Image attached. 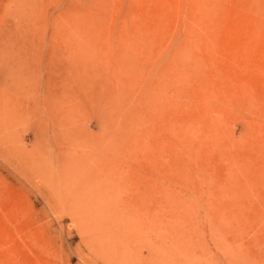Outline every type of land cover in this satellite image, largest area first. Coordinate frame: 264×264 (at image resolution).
<instances>
[{"label": "rangeland", "instance_id": "obj_1", "mask_svg": "<svg viewBox=\"0 0 264 264\" xmlns=\"http://www.w3.org/2000/svg\"><path fill=\"white\" fill-rule=\"evenodd\" d=\"M169 263L264 264V0H0V264Z\"/></svg>", "mask_w": 264, "mask_h": 264}, {"label": "bare ground", "instance_id": "obj_2", "mask_svg": "<svg viewBox=\"0 0 264 264\" xmlns=\"http://www.w3.org/2000/svg\"><path fill=\"white\" fill-rule=\"evenodd\" d=\"M99 156H100V155H99ZM99 158L101 159L102 157H99ZM39 168H40V167H39ZM116 168H117V167H116ZM107 170H108V169H107ZM61 172H62V170H61ZM61 172H60V173H61ZM77 173H78V172H77ZM113 174H114V173H113ZM111 175H112V174H111ZM120 176H121V175H120ZM144 176H145V175H144ZM145 177H147V176H145ZM106 178H107V177H106ZM109 178H110V177H109ZM109 178H108V182H109ZM112 179H113V178H112ZM122 181H123V179H122ZM124 181H125V180H124ZM145 182H146V181H144V183H145ZM111 183H112V182H111ZM120 183H121V182H120ZM144 183H143V184H144ZM149 183H150V182H149ZM114 184H115V183H114ZM121 184H122V183H121ZM143 184H142V185H143ZM118 185H119V184H118ZM146 185H147V183L144 185L145 188H144V186H143V190H141V191H144V189H145V190H148V189L146 188ZM134 186H135V185H134ZM147 186H148V185H147ZM113 188H114V186H113ZM149 188H150V187H149ZM126 189H127V188H126ZM148 192H149V190H148ZM142 193H143V192H142ZM143 194H144V193H143ZM143 194H142V195H143ZM106 197H107V196H106ZM137 197H138V196H137ZM140 197H143V198L145 199L146 195H145V197H144V196H140ZM140 197H139V198H140ZM147 197H149V196H147ZM139 198H138V200H139ZM117 199H118V198H117ZM135 201H136V200H135ZM132 203H133V202H132ZM134 203H135V202H134ZM138 203H139V202H138ZM135 207H136V205H135ZM135 207L133 206V209H131V210H129V211L131 212L132 210L135 209ZM143 207H144V206H143ZM137 208H139V207H137ZM128 209H129V208H128ZM139 209H140V208H139ZM139 209L137 210V212L140 211ZM141 210L143 211V209H141ZM145 210H146V209H145ZM147 210H149V209H147ZM101 211H102V210H101ZM134 211H135V210H134ZM134 211H133V214H134ZM137 215H138V214H137ZM148 215H149V213H148ZM130 216H131V214H130ZM130 216H128V218H127L128 221H129V217H130ZM141 216H142V215H141ZM145 216H146V215H145ZM151 216H152V215H151ZM153 216H154V215H153ZM175 216H176V215H175ZM131 217H132V216H131ZM133 217L135 218V216H133ZM133 217H132V218H133ZM146 217H147V216H146ZM176 217H177V216H176ZM134 218H133V219H134ZM136 218H137V217H136ZM179 218H180V217H178L177 219H179ZM133 219H132V220L130 219V220L133 222ZM141 219H142V218H141ZM145 219H146V218H145ZM147 219H148V217H147ZM180 219H181V218H180ZM180 219H179V220H180ZM82 220H84V219H82ZM136 220H137V219H136ZM136 220H134V222H135ZM143 220H144V219H143ZM143 220H142V221H143ZM150 220H151V219H150ZM150 220H149V221H150ZM152 220H153V219H152ZM137 221H138V220H137ZM149 221H148V222H149ZM85 222H86V221H85ZM125 222H126V221H125ZM138 222H140V221H138ZM153 222H154V221H153ZM81 223H82V222H81ZM129 223H130V221L128 222V224H129ZM151 223H152V222H149V225H150ZM174 223L176 224V223H179V222H178V221H177V222L174 221ZM174 223H173V224H174ZM83 224L85 225L86 223H83ZM87 224H88V223H87ZM89 224H90V223H89ZM123 224H124V223H123ZM134 224H135V223H134ZM134 224H132V226H133ZM136 224H137V223H136ZM147 224H148V223H147ZM125 225H126V224H125ZM130 225H131V224H130ZM177 225H178V224H177ZM177 225H176V226H177ZM90 226H91V225H90ZM126 226H127V225H126ZM128 226H129V225H128ZM139 226H140V225L137 226V229H138ZM144 226H146V223H145ZM152 226H153V225H152ZM166 226H167V225H166ZM178 226H179V225H178ZM130 227H131V226H130ZM130 227H129V228H130ZM168 227H169V226H168ZM172 227H173V226H172ZM129 228L127 227L126 230H128ZM131 228H133V227H131ZM142 228H143V227H142ZM179 228H180V227H179ZM144 229H145V228H144ZM157 229H158V228H157ZM163 229H164V228H163ZM178 230H179V229H178ZM134 231H136V230H134ZM139 231H140V230H139ZM145 231H146V230H145ZM169 231H170V230H169ZM180 231H181V230H180ZM180 231H179V232H180ZM105 232H106V231H105ZM176 232H177V231H176ZM169 233H171V232H169ZM125 234H126V233H125ZM141 234H142V233H141ZM179 234H180V233H179ZM126 235H127V234H126ZM172 235H173V234H172ZM181 235H182V234H180V235L177 234L176 236H181ZM129 236H130V235H129ZM134 236H135V235H134ZM123 237H124V236H123ZM157 237H158V236H157ZM131 238H132V237H131ZM174 238H175V237H174ZM177 238H178V237H177ZM111 239H113V238H111ZM133 239H134V238H133ZM131 240H132V239H131ZM146 240H147V239H146ZM149 240H150V239H149ZM180 240H181V239H180ZM180 240H179V242H180ZM116 241H117V240H116ZM120 241H121V240H120ZM169 241H170V239H169ZM174 241H175V240H174ZM177 241H178V240H177ZM123 242H124V241H123ZM175 242H176V241H175ZM124 243H125V242H124ZM145 243H147V242H145ZM117 245H118V244H117ZM117 245H116V246H117ZM122 245H125V244H122ZM129 245H130V244H129ZM146 245H148V244H146ZM150 245H151V244H150ZM177 245H178V244H177ZM166 246H168V245H166ZM169 246H170V245H169ZM171 246H172V245H171ZM122 247H123V246H122ZM147 247H148V246H147ZM178 247H179V246H178ZM125 248H126V247H125ZM150 248H151V247H150ZM169 248H170V247H169ZM172 248H173V247H172ZM121 249L124 250L123 248H121ZM128 249H129V248H128ZM167 250H168V247H167ZM169 250H170V249H169ZM130 251H131V250H129V252H130ZM150 251H152V250H150ZM171 251H172V250H171ZM124 252H125V251H124ZM167 252H168V251H167ZM132 253H133V252H132ZM170 253H171V252H170ZM170 253L168 252L169 256H170ZM174 253H175V252H174ZM168 254L166 253L167 257H168ZM126 255H127V254H126ZM166 255H165V256H166ZM127 256H128V255H127ZM95 257H96V256H95ZM150 257H151V256H150ZM117 258H118V257H117ZM133 258H134V257H133ZM166 259H167V258H166ZM170 259L172 260L173 258H170ZM170 259H169V260H170ZM174 259H175V257H174ZM146 261H147V260H146ZM167 262H168V261H167ZM170 262H171V261H170ZM176 262H178V260H177ZM122 263H123V262H122ZM169 264H170V263H169ZM171 264H172V263H171Z\"/></svg>", "mask_w": 264, "mask_h": 264}]
</instances>
